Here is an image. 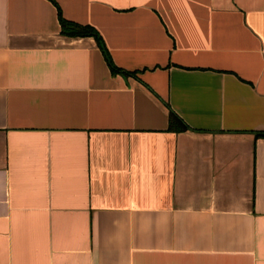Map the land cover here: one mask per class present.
Masks as SVG:
<instances>
[{
	"label": "crops",
	"instance_id": "0c3cea01",
	"mask_svg": "<svg viewBox=\"0 0 264 264\" xmlns=\"http://www.w3.org/2000/svg\"><path fill=\"white\" fill-rule=\"evenodd\" d=\"M0 264H264V0H0Z\"/></svg>",
	"mask_w": 264,
	"mask_h": 264
},
{
	"label": "trees",
	"instance_id": "16d2710c",
	"mask_svg": "<svg viewBox=\"0 0 264 264\" xmlns=\"http://www.w3.org/2000/svg\"><path fill=\"white\" fill-rule=\"evenodd\" d=\"M60 25H61V34L68 38H94L98 47L102 51V53L105 56V59L112 71L113 74H123L124 76H132L133 73H126L123 70L117 68L105 47L104 41L100 34L90 26H82L78 25L69 21H66L63 19V17L60 14ZM170 127L176 128L178 131L187 130L186 125L178 118L177 115H175L173 112L170 113Z\"/></svg>",
	"mask_w": 264,
	"mask_h": 264
}]
</instances>
